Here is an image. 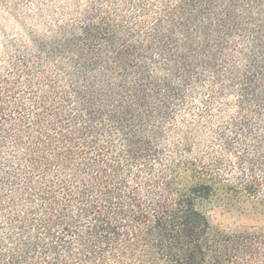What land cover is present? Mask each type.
<instances>
[{
    "label": "trees",
    "instance_id": "obj_1",
    "mask_svg": "<svg viewBox=\"0 0 264 264\" xmlns=\"http://www.w3.org/2000/svg\"><path fill=\"white\" fill-rule=\"evenodd\" d=\"M0 12V264H264V0Z\"/></svg>",
    "mask_w": 264,
    "mask_h": 264
},
{
    "label": "rangeland",
    "instance_id": "obj_2",
    "mask_svg": "<svg viewBox=\"0 0 264 264\" xmlns=\"http://www.w3.org/2000/svg\"><path fill=\"white\" fill-rule=\"evenodd\" d=\"M0 25L6 28V30H11L14 27L12 21L3 20L2 12H0ZM247 203L250 202L243 195H238L234 199L228 200L217 197L211 205H205L204 210L213 224H219L223 228H235L252 223L250 220L252 216L245 215L246 213L241 210ZM247 209H250L249 205H247Z\"/></svg>",
    "mask_w": 264,
    "mask_h": 264
}]
</instances>
